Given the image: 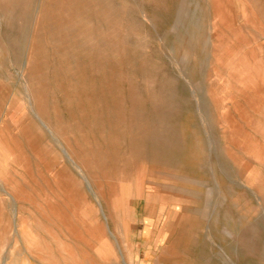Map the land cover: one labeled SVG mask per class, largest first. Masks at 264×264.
I'll return each instance as SVG.
<instances>
[{"label":"rangeland","instance_id":"374dc122","mask_svg":"<svg viewBox=\"0 0 264 264\" xmlns=\"http://www.w3.org/2000/svg\"><path fill=\"white\" fill-rule=\"evenodd\" d=\"M0 264H264V0H0Z\"/></svg>","mask_w":264,"mask_h":264}]
</instances>
